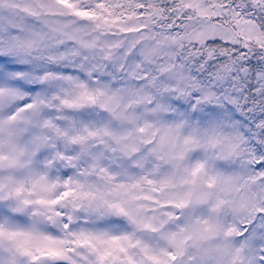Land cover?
<instances>
[{
  "label": "snow or ice",
  "instance_id": "obj_1",
  "mask_svg": "<svg viewBox=\"0 0 264 264\" xmlns=\"http://www.w3.org/2000/svg\"><path fill=\"white\" fill-rule=\"evenodd\" d=\"M0 264H264V0H0Z\"/></svg>",
  "mask_w": 264,
  "mask_h": 264
}]
</instances>
